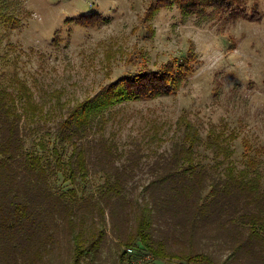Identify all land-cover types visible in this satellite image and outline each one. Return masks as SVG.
I'll return each mask as SVG.
<instances>
[{
	"label": "trees",
	"instance_id": "1",
	"mask_svg": "<svg viewBox=\"0 0 264 264\" xmlns=\"http://www.w3.org/2000/svg\"><path fill=\"white\" fill-rule=\"evenodd\" d=\"M172 6L184 19H219L223 24L263 17V11L247 7L245 0H153L146 15ZM95 18L101 21L98 14L66 19L93 26ZM193 61L190 53L156 70L121 76L66 109L52 124L36 123L26 131L11 113L10 97L0 89V244L11 245L13 258L17 250L22 254L29 246L50 248L64 236L73 242L75 264L82 259L83 264H94L101 246L114 238L117 264H130L124 261L122 242L137 246L135 255L155 260L264 264L261 161L249 154L253 147L248 141H242L246 169L235 170L221 167L230 148L209 133L207 144L215 156L222 155L212 169L195 160L202 138L193 129L167 152L156 153L147 166L148 177L136 186V172L143 171L142 152L120 153L114 143L96 134L111 108L174 94L193 72ZM184 124L188 129L189 123ZM35 133L40 141L30 149L26 139ZM234 137L231 133L230 139ZM92 172L103 178L95 195L78 198L74 187L58 191L51 185L56 174L55 183L59 177L77 183Z\"/></svg>",
	"mask_w": 264,
	"mask_h": 264
},
{
	"label": "rangeland",
	"instance_id": "2",
	"mask_svg": "<svg viewBox=\"0 0 264 264\" xmlns=\"http://www.w3.org/2000/svg\"><path fill=\"white\" fill-rule=\"evenodd\" d=\"M245 1L247 7L263 11L260 21L184 19L176 6L148 17L153 0H0V89L10 97L11 113L26 131L36 123L52 124L66 109L121 76L144 68L156 70L193 53V72L174 94L111 108L96 134L114 143L120 153L142 152L143 171L136 172V186L148 177L146 169L155 154L167 152L193 129L202 138L195 160L212 169L222 155L215 156L207 144L209 133L230 148L221 167L235 170L246 169L244 139L253 147L249 154L261 161L264 187V0ZM83 14H98L101 21L95 18L93 26L67 22L66 18ZM38 141L35 133L26 146L34 148ZM58 176H53L52 187L58 191L74 187L78 198L95 195L103 180L92 172L84 181L64 182L59 177L55 183ZM105 220L108 232L107 216ZM115 240L101 246L94 264H117ZM55 241L50 248L29 246L22 254L17 250L15 258L11 245L0 244V264H75L70 238ZM128 246L137 253V246ZM120 249L126 251V244L122 242ZM135 253H125L124 261L187 264Z\"/></svg>",
	"mask_w": 264,
	"mask_h": 264
},
{
	"label": "built area",
	"instance_id": "3",
	"mask_svg": "<svg viewBox=\"0 0 264 264\" xmlns=\"http://www.w3.org/2000/svg\"><path fill=\"white\" fill-rule=\"evenodd\" d=\"M126 253L128 254V255H132V254H134L135 252H134V247H131V246H128V247H126ZM147 256V255H146ZM148 257V256H147ZM131 264H135L134 262L133 263H131Z\"/></svg>",
	"mask_w": 264,
	"mask_h": 264
}]
</instances>
